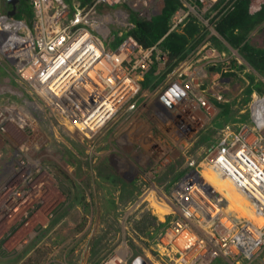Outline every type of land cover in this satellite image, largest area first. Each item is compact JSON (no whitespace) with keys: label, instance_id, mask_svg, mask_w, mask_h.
Instances as JSON below:
<instances>
[{"label":"built area","instance_id":"obj_1","mask_svg":"<svg viewBox=\"0 0 264 264\" xmlns=\"http://www.w3.org/2000/svg\"><path fill=\"white\" fill-rule=\"evenodd\" d=\"M123 1L137 19L150 20L162 0H29L30 19L3 11L0 0V59L11 65L20 85L5 82L0 91L22 99L0 105V136H12L14 148L0 174L1 236L21 219L13 208L26 192L17 182L29 171L24 167L40 166L47 152L32 146H43L51 136L90 145L114 124L120 122V127L130 119L174 125L172 139L184 148L218 114L216 106L226 101L227 90H236L233 78L243 56L236 51L223 56L216 47L207 48L214 30L187 55H174L163 44L191 19L209 27L221 2L228 0H179L166 33L150 45L134 35L132 12H106V5ZM263 5L264 0H251L249 8L257 12ZM150 73L155 78L148 82ZM249 103V120L225 123L201 162L192 159L169 193L154 183L145 189L147 199L169 208L164 215L170 219L158 241L175 264H213L219 258L251 264L264 251V94L254 93ZM7 138L2 139L6 144ZM164 148L163 141L151 144L138 164L158 162L167 152ZM211 174L228 180L246 207ZM33 187L46 192L44 205L50 203V179H37Z\"/></svg>","mask_w":264,"mask_h":264},{"label":"rangeland","instance_id":"obj_2","mask_svg":"<svg viewBox=\"0 0 264 264\" xmlns=\"http://www.w3.org/2000/svg\"><path fill=\"white\" fill-rule=\"evenodd\" d=\"M67 1L73 3V0ZM80 1L86 4L91 0ZM167 1L162 0L157 12H153L149 18L160 15ZM238 1H222L219 15L209 27L197 19H191L172 33L175 35L171 38V43L179 46L178 54L187 55V52L203 45L206 36L214 30L207 48L216 47L223 56L231 51L243 56V63L233 78L236 90H229L228 93L226 89V101L216 106L218 114L208 119L184 148L176 145L172 139L176 132L173 130L174 125L164 126L160 122L139 124L130 119L120 127V122L114 124L90 145L56 140V137L51 136L43 146H32H38L37 150L44 148L47 152L40 157V166H25L24 171H29L25 178L17 181L18 186H24L26 190L24 197L19 196L21 199L14 205L16 209L13 208L21 214V219L11 223L10 229L0 235V264H104L123 250L126 251V264H133L139 256L149 264H175L168 255L163 254L158 241V235L165 229L170 216L159 215L154 207V198L147 199L148 192L145 193V189L154 183L169 193L173 183L190 168L192 159L201 162L219 129L234 119L249 120L251 97L254 93L264 94V70L251 64L242 48L249 45L264 49V9L253 12L248 8L246 15H240L242 20L248 17L243 25L227 23L222 25L224 32L218 27ZM250 3L251 0L249 6ZM1 9L8 10L6 0H1ZM120 9L132 12V19L136 21L138 14L129 2L105 6L106 12L111 14ZM13 14L19 18L17 13ZM164 22L165 27L169 28V20ZM118 43L119 39L113 46ZM13 77L11 65L0 59L1 88L6 86L5 82L20 87ZM154 78L150 73L148 82ZM6 91H0V105H6V100L22 102L18 95ZM3 138L7 136H0V174L4 172L2 163L10 159L9 153L14 151L10 143V140L13 141L12 136L7 138V144ZM160 141L164 142V149H167L166 153L159 155L161 159L147 166L138 164L146 148ZM30 160L34 163V157ZM27 162L25 160L22 164ZM45 171L54 176V180L51 181L52 190L49 194L52 206L43 220L38 217L45 207L46 192L37 191L33 183L43 177L48 180ZM15 191L18 192V187ZM14 195L17 197V194ZM157 196L159 198L160 195ZM29 221L31 224L27 228ZM213 264L234 263L219 258ZM251 264H264V251Z\"/></svg>","mask_w":264,"mask_h":264},{"label":"trees","instance_id":"obj_3","mask_svg":"<svg viewBox=\"0 0 264 264\" xmlns=\"http://www.w3.org/2000/svg\"><path fill=\"white\" fill-rule=\"evenodd\" d=\"M249 2L250 0H239L238 3H236V7L222 18L218 27L224 32L225 28H222V25H227V23L230 24L234 22L236 24L243 25L248 17L246 16L244 17L245 20H242L240 19V15L243 16L248 13L247 10L249 8ZM178 3L179 1L177 0H168L165 4L163 12L160 15L153 17V19L150 20L136 19L137 26L133 30V33L141 43L144 45L153 44L157 41V39L159 40V38L166 33L168 27H165L166 25L164 24V20H170L171 14L177 7ZM262 9H264V5ZM16 13L19 18L25 15L28 19H30L33 16V10L29 0H20ZM174 35L175 34H170L163 41V44L165 47H168L174 55H177L179 46L177 47L171 43V38H173ZM242 48L247 53V58L252 62L251 64L261 71L264 70V49H258L249 45H245ZM147 84L148 82L145 83V85Z\"/></svg>","mask_w":264,"mask_h":264},{"label":"bare ground","instance_id":"obj_4","mask_svg":"<svg viewBox=\"0 0 264 264\" xmlns=\"http://www.w3.org/2000/svg\"><path fill=\"white\" fill-rule=\"evenodd\" d=\"M46 174L49 176V179L50 181H52L53 177L52 175L46 171ZM210 178L214 180V182L220 184V185H223L225 187H230L232 188L231 186V183L228 181V180H218L217 178H215L212 174L210 175ZM56 179V177H55ZM54 180V179H53ZM57 182V181H56ZM58 183V182H57ZM38 186H40V184L38 183L37 184ZM231 196L233 197V199L235 201H239L244 207H246L242 197L232 188L231 190ZM58 199V198H57ZM12 205V204H11ZM154 207L156 209V211L159 213V215L161 217L165 216L164 214H166V212H168L169 208L166 207L165 205H162L158 202H156V200L154 199ZM52 205H50V203L46 204L44 208L41 209V213L38 217V219H43L45 218V214L48 212V210L50 209ZM46 208V209H45ZM245 210V208H244ZM10 211L12 212L11 208H10ZM14 213V212H12ZM14 219V218H13ZM31 224V223H30ZM23 233V232H22ZM21 236V235H19ZM17 241V240H16ZM123 250V249H122ZM125 255H126V251L123 250L121 252H119L118 254H116L115 256H113L110 260H108L107 262H105L104 264H124L125 263ZM153 262V261H152ZM126 264V263H125Z\"/></svg>","mask_w":264,"mask_h":264},{"label":"flooded vegetation","instance_id":"obj_5","mask_svg":"<svg viewBox=\"0 0 264 264\" xmlns=\"http://www.w3.org/2000/svg\"><path fill=\"white\" fill-rule=\"evenodd\" d=\"M8 0H6V6H7V9H8V11L9 12H11V13H16V9L18 8V6H19V3H20V0H17V1H14V3H15V5H14V7H11L9 4H8V2H7ZM14 11V12H13ZM27 18L25 15H23L22 17H20V18Z\"/></svg>","mask_w":264,"mask_h":264},{"label":"water","instance_id":"obj_6","mask_svg":"<svg viewBox=\"0 0 264 264\" xmlns=\"http://www.w3.org/2000/svg\"><path fill=\"white\" fill-rule=\"evenodd\" d=\"M14 1H17V0H8L7 2L11 7H14L15 5ZM135 264H146V263L144 259L141 256H139L138 258H136Z\"/></svg>","mask_w":264,"mask_h":264},{"label":"crops","instance_id":"obj_7","mask_svg":"<svg viewBox=\"0 0 264 264\" xmlns=\"http://www.w3.org/2000/svg\"><path fill=\"white\" fill-rule=\"evenodd\" d=\"M73 2H75V3H82L80 0H73Z\"/></svg>","mask_w":264,"mask_h":264}]
</instances>
